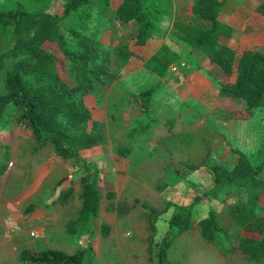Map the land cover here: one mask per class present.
<instances>
[{
    "label": "trees",
    "instance_id": "trees-1",
    "mask_svg": "<svg viewBox=\"0 0 264 264\" xmlns=\"http://www.w3.org/2000/svg\"><path fill=\"white\" fill-rule=\"evenodd\" d=\"M58 1L29 0L26 8L0 10V42L6 46L0 50V126L8 121L6 109L13 108L16 120L32 130L38 147L52 144L61 158H78L83 163L81 217L89 218L91 214L96 218L102 195L96 187L97 169L87 159L91 154L100 152L102 134L96 132L99 125L88 130L92 111L86 105L85 97L92 95L96 85L118 79L120 69L135 53L127 44L113 47L104 44L97 34L86 33L84 28L90 15L85 9H109L113 20L120 25L134 21L137 24L134 34L136 44L145 45L155 34H161L162 18L170 10V0H64L63 12L57 13L53 7ZM225 1L197 0L193 13L200 23L175 21L172 31L180 35L187 45L203 50L210 62L229 76L228 79L236 75V80L232 82H226L221 76L215 78L220 88V99L233 102L229 111L231 117L254 116L256 109L264 107V50H245L238 57L234 49L219 43L222 35L233 34V28L218 18L219 8ZM257 11L264 16V3L258 6ZM76 19L79 24L75 23ZM47 44H55L60 50L73 83L67 81L66 74L61 71L59 55ZM154 91L150 88L136 96L143 110L148 108L147 100ZM227 145L237 157L233 167L211 165L208 152L207 157L193 168L208 167L215 182V188L208 193L212 196L222 190L226 194L248 190L249 196L230 204L229 211L237 228L258 235L241 237L238 250L249 259H259L264 257V216L260 214L263 207L259 201L264 194V179L261 177L264 159L260 158L264 152V140L260 150L251 155L233 149L229 143ZM5 170L6 167H3L0 174ZM171 179L176 183L182 177L175 174ZM72 193L73 189L67 190L59 200L64 203ZM115 195L113 191L106 194L108 199H113ZM143 206L151 210V220L162 213L147 202H143ZM123 208L121 203L116 207L119 212ZM215 213L211 210L207 217L199 221L202 236L213 242L218 239L220 231ZM192 218L191 205L176 207L168 222L169 233L160 244V264H170L167 262L168 250L187 231ZM70 227L72 232V225ZM108 228V225L103 227L104 231H109ZM88 259L86 250L73 254L53 249L38 254L24 250L20 254L24 264H87Z\"/></svg>",
    "mask_w": 264,
    "mask_h": 264
},
{
    "label": "crops",
    "instance_id": "crops-1",
    "mask_svg": "<svg viewBox=\"0 0 264 264\" xmlns=\"http://www.w3.org/2000/svg\"><path fill=\"white\" fill-rule=\"evenodd\" d=\"M196 1L197 0H170V6H168L170 10H167L168 12L165 13V15L173 17L171 28H169L168 31L162 28L161 34H155L145 45H137L136 41L132 43V46L129 47L135 54L126 65V67H129V70L132 68L131 73H129L130 75L134 73L136 75V72L149 69L148 71L152 75L150 80L155 78L168 84H173V80H175V82L180 84V87L182 83L183 85L185 84V90L204 103L195 123L190 124L186 119V110L189 107L185 110H182V107H177L173 110L168 109L167 112L169 115L164 116L167 117L165 119V124L168 125V127L165 124L162 125L166 127V129L168 128V130L163 132L166 133V136L162 138L152 136V131L157 128V125L152 122L145 125L146 128L144 129H135V124L142 118L136 116L134 112L137 111L136 104L138 106L140 105V110L143 111V113L145 111L136 97L139 95L140 91L136 90L134 86L135 82H131L132 90L135 91V95L130 99L133 103H130V101H128L129 104L113 102V108H111L110 111H107V107L99 104L96 100L93 104L91 99H88V96L92 97V95H87L85 97V103L92 111V120H95L97 117L99 118L97 120L105 123L107 133L109 132L108 129L112 127H114L116 133H119L122 129L128 132L127 139L123 140L120 139V136H112L113 138L110 137L108 142L109 146L104 147L100 144L99 159L92 154L87 159L90 164L96 166L99 173L103 176L110 174L116 175V180L119 182L120 187L122 184L121 181L124 185L126 181V179L124 181L121 178V172L119 171L120 154L125 155L127 153L128 157L124 156L122 158L127 160H143L146 157L150 159L157 158L158 161H164L165 159L163 158L166 157L169 159L171 158L170 161L177 160L173 164L170 161L166 162L167 166L170 168L169 178L173 177L175 174H179L182 177V180L174 183V185H180V183L183 184L184 181H189L193 186H198L199 182L207 180L206 182L210 185L209 190L212 191L215 188V182L208 167L202 165L198 166L196 169L193 168L207 157L208 152L209 161L213 155H217L221 164L233 167L237 162V157L234 152L229 149L227 143H229L233 149L241 150L249 155L257 153V149H259L263 143L264 132L261 131L264 127V115L262 118L256 119L257 121L253 120L255 114L254 116H248L246 114L243 116L238 115V117L232 118L231 112L229 111L233 106V102L224 98L220 99V88L217 85L216 79L221 76L226 82H232L236 80L235 74L228 79L229 76L223 73L218 65L212 64L208 55L203 50L197 47H191L187 44L181 45L180 48H184L185 50L190 48L191 51L193 50V55L190 57L187 56L182 59L177 56H172V60L166 56L158 58L160 52L164 50L163 46L167 44V40L169 39L164 38L171 37L172 33H176L172 31L175 21L192 24L200 23L193 13V6ZM262 3H264V0H226L219 8V20L233 28V34L231 36L222 35L219 38V43L234 49L238 57H240L245 50H264V16L257 11L258 6ZM170 13L171 15H169ZM132 24L137 26L134 21L125 25ZM123 33H125V31H123ZM177 36L176 38H179L181 42L180 35ZM99 37L106 45L116 46L119 44V42L115 43L116 30L114 29H106ZM159 37H163V39ZM146 48L150 49V53L148 56H143L140 50L146 53ZM134 66L135 68L133 69ZM129 74L120 79H124ZM135 80L139 79H134L133 81ZM143 81L148 82L149 80ZM172 90L173 89L170 88V91ZM182 90V88L180 91L174 89L175 92H180V95ZM156 91L157 90L154 91L151 97H153ZM97 111L99 114L96 113ZM171 111H174L175 114H171ZM189 111L190 113H194L191 108H189ZM113 113L116 117L111 119V116L114 117L112 115ZM205 113H208V115L205 116ZM131 122L133 126L129 132L127 124H131ZM244 122L248 123L245 128H243ZM210 125H212L213 128H209L212 130L205 134L208 146L206 152L200 151L201 161L181 166V162L187 159L188 154L191 155L192 151L197 152L200 150L201 139H197L200 132L199 129L210 127ZM220 135L224 136V139ZM190 137H193V140L188 147V142H190L189 139H191ZM119 141L128 142V144L130 143L133 147H127V149L123 147L122 149V147L119 146ZM246 141L250 142L246 145ZM147 147L148 150L146 151L145 149H147ZM142 151H146V155L144 157H139L138 155L143 153ZM35 155L37 158H35L33 163L34 167L32 169L35 173V179L31 184L23 186L20 189L13 187V185L5 187L0 186V264H24L20 260L22 251L29 250L34 254H38L41 251L49 249L61 250L68 254H73L78 250L89 251V259L86 261L87 264H108L111 254L113 255L115 251L116 256L111 264H123L124 257L122 259L117 258L118 251L122 249V241L118 236L119 214L116 210L108 213L109 211L103 210L100 206L99 213L95 218V222L92 221V224L94 222L95 225L100 224L102 227L108 225V229L111 232L114 231L117 233L112 232V234L109 236L107 235L104 239L94 240L92 236L93 230L90 228V224H88L90 222L86 221L85 217H81L83 203L76 205L78 206L77 213L73 212L72 203L64 205L61 201L56 200L57 197L62 194L61 187L57 188L59 185L57 182L72 179L77 173L81 172L83 163L78 158H61L55 153L52 144L38 147L35 149ZM96 159L98 162L95 164L93 162ZM203 170L206 171L203 172ZM261 177L264 179V169L263 172H261ZM74 186H67L66 189L70 190L72 189L71 187ZM59 188L61 191H59ZM172 188L174 190L175 186ZM111 190L115 192L118 189L114 188ZM219 193V195H215V197H217L216 201L218 203L220 201V206H224V210L221 211V209H219V215L216 212L217 223H220L219 221L222 222L224 219L229 222L227 226L231 230V233H223L225 235L231 234V236L240 235L239 242L243 236H258L253 232L237 228L229 211V205L231 203L238 202L243 200L244 197L247 198L249 196L248 190L243 189L229 194H226L222 190ZM71 195H73V193ZM232 196L234 198L236 197L238 200H229ZM211 197L212 196H208L207 199L211 200ZM224 200L227 201V203L222 202ZM259 201L260 205L263 207L260 213L264 216V194L260 197ZM31 207H33V209L29 211ZM116 207V205H111L109 209H116ZM172 212H175V209ZM159 216L162 218L165 215L162 216V213L157 214V216L155 215V219ZM71 223L75 224L72 228V232L71 227L69 228ZM165 230L166 225L157 226L158 232ZM220 232L222 235L223 233L221 230ZM1 233L3 235H1ZM32 233L35 235H32ZM105 233L107 234V232ZM167 233H169V231ZM224 241L228 242L226 239ZM92 251L96 253L94 262H92ZM120 251L119 254L124 256V250ZM242 255L244 256V254ZM263 258L264 257L250 259V261L256 262L257 260H264Z\"/></svg>",
    "mask_w": 264,
    "mask_h": 264
},
{
    "label": "rangeland",
    "instance_id": "rangeland-1",
    "mask_svg": "<svg viewBox=\"0 0 264 264\" xmlns=\"http://www.w3.org/2000/svg\"><path fill=\"white\" fill-rule=\"evenodd\" d=\"M63 3L64 0H59L53 7V11L62 13ZM28 6L29 0H0V10L10 7L26 8ZM85 10L90 15L89 18H87L88 25L86 28H84V31L86 33L97 34L98 36H101L106 29H114L116 30L115 43L119 42V44H117L116 46L122 44L132 46V43H135L136 40L133 36L137 27L135 24L120 25L118 22L113 20V16L109 9L100 10L97 7H87ZM172 19L173 17L170 16L163 17L161 22L162 28L168 31L172 26ZM75 23L79 24L77 19L75 20ZM123 31H125V33H123ZM176 37H178L177 34L172 33L171 37L164 38L169 39L167 40V44H165L166 46H163L164 50L163 52H160L158 58L166 56L172 60V56H177L178 58L183 59L187 56L190 57L193 55L194 51H191L190 48H188V50L180 48L181 45L183 46L186 43L184 41L180 42L179 38ZM159 38L163 39V37ZM48 45H51V48H54L53 51H55L56 54L59 55V65L64 75L66 74L65 78L70 83H73L71 75L69 74V69L67 68L66 60L62 56L60 50L56 48V46H54L55 44H47V47H49ZM4 48H6L5 44L0 42V50H3ZM146 50V53H143V51L140 50L143 56L149 55L150 49L146 48ZM125 67H122L120 69L118 79L111 82H106L104 85H96V87L92 91V97L88 96V99H91V102L93 104L96 100L99 104L107 107V111H110V109L113 108V102L129 104L128 101H130L131 97L135 95V91L132 90L133 88L131 87V82H135L134 86L137 91L141 92L145 89L150 88L157 90L153 97H151L152 99L150 98L147 100L148 106H150L149 108L145 109L144 113L140 110V105L138 106L136 104L137 111L134 112L136 116L142 117L135 124L137 128L145 126L148 123L152 122L153 124L157 125V128L152 131L151 135L156 138H162L166 136V133L163 132H165V130H168V128L166 129V127L162 126L165 124V119L167 118L164 116L169 115L167 112L168 109L173 110L177 107H182V110H185L187 107L191 108L194 113H190L189 108H187L186 119L190 124L196 122V118L199 117V111L204 106V103L194 95H190L185 90V84L183 85L182 83V86L180 87V84L175 82V80H173V84L164 83L163 81H159L155 78H152L153 80H150L152 75L151 73H149V69H145L142 72H136V75L135 73L130 75L129 73H131L132 68L129 70V67ZM134 68L135 66L133 67V69ZM127 74L129 75L124 79H120ZM134 79L139 80L133 81ZM143 80L149 81L145 82ZM1 83L2 81L0 75V85ZM170 88H172L173 90L170 91ZM181 88L183 89L181 95L180 92L174 91V89L180 91ZM130 103L133 102L130 101ZM98 111L96 112L97 114H99ZM5 113L6 116H8V121L3 122L0 126V170L3 167H6V170L3 174H0V186L5 187L8 185H13V187H17V189H20L23 186L31 184L35 179V173L32 171V169L34 167L33 163L35 161V158H37V156L35 155V149L38 148V145L32 134V130L24 123L18 122L16 120V110H14L13 108H7ZM170 113L175 114L174 111H171ZM112 115L114 117L111 116V119H114L116 116L114 113ZM206 115H208V113H205V116ZM263 115L264 107L256 109L255 117L253 118V120L257 121L256 119L262 118ZM97 119L99 118L96 117L95 120H91L88 123V130H92L93 126L99 125V131L96 132L102 134V140L100 141V144H102L104 147L109 146L108 142L110 137L113 138L112 136H120V139L123 140L127 139L128 132H125L124 129H119V133H116L114 127L108 124L113 129H108L109 132L107 133L105 123L100 122ZM127 125V127H129L127 129L130 132L133 123L131 122V124L128 123ZM247 125L248 123L244 122L243 128L247 127ZM166 126L168 127V125ZM209 128H213V126L210 125V127L199 129L200 132L197 139H201L200 150H198L197 152L192 151L191 155L188 154L187 159L181 162V166L201 161L200 151L206 152L208 146L205 134H207L208 131L212 130ZM261 132H263V130ZM190 138L191 139H189L190 142H188V147L191 145V141L193 140V137ZM249 142L250 141H246V145ZM119 146L122 147V149L123 147H125V149H127V147H133L130 143L128 144V142L122 141H119ZM145 150L147 151L148 147ZM257 150H260V148ZM146 151H142L143 153L140 154L138 153V156L144 157L146 155ZM7 155H9V157H7ZM92 155L98 157L97 159L100 158L99 153H93ZM124 156L128 157L127 153L125 155H119L120 163L118 166L119 171L121 172V178L124 181L126 179L125 185L121 181L123 185L121 184L120 187L119 182H117L116 180V175L110 174L103 176L101 173H99V170H97L98 179L96 182V187L102 195V209L109 211L108 213L116 210L119 214L118 236L122 241V249L120 250H124V256L119 254L121 252L119 250L117 258L122 259L124 257L123 264H160L158 256L160 244L164 236L168 234V222L173 216L172 214L174 213L172 211H174V209H176V207L179 205L188 206L190 204L193 210L192 223L187 231L175 241L172 248L168 251L167 262H169L170 264H264V260L251 262L248 256H243L241 254V252L238 250L240 235H225L224 233H231V230L227 226L229 222L225 221L224 219L222 222L219 221L220 223H218L219 229L222 231V233H224L221 235V232L219 231V237L218 239H216V242L209 241L202 236L199 221L202 218L207 217L210 214L211 210L217 212L218 215L220 212L219 209H221V211L224 210V206H220V201L219 203L216 201L217 197L208 194V192L210 191V185L206 182L207 180H204V182H199L198 186H193L189 181H184L183 184L180 183V185H174V182L168 176L170 173V168L166 163L170 161L171 158H163L165 159L164 161H158L157 158L150 159L147 157L143 160H127L122 159ZM263 156L264 152L263 154H261L260 158L262 159ZM97 159L93 163L96 164V162H98ZM176 161L177 160H172L170 162L173 164ZM210 164H221L219 157L217 155H213L211 157ZM205 171L206 170H203V172ZM81 175L82 170L80 173H77L72 179L57 182V184H59L57 188L61 187L62 194L67 190V186L75 185L74 187H71L74 190L73 195L68 197L66 201L62 203L64 205H69L72 203V207L74 209L73 212H77L78 206L76 205H80V203L83 202V198L81 197L82 189L80 187V180L82 177ZM173 186H175L174 190L172 188ZM114 188L118 189L117 191H115V197L113 199H108L106 196L107 192L112 191L111 189ZM61 189L59 188V191H61ZM197 189L206 190L202 194V201L199 202L195 200L196 197L200 195L197 193ZM219 194L220 193L216 194V196ZM60 195L56 200H62V197ZM208 196H212L211 200L207 199ZM136 199H138L137 203L135 202ZM244 199L246 198L244 197ZM229 200L237 201L238 199L232 196L229 198ZM143 202H147L154 208L162 211V216H165L162 218L161 216H159L157 219L153 217L151 220L149 217L151 210L149 208H145L143 206ZM222 202L227 203V201L225 200ZM120 203L124 204V208L120 212L115 208L109 209V206H117V204ZM85 220L90 222L88 224H90V228H92L93 230L92 236L94 240L104 239V237H106L107 235L109 236L110 234H112V232L117 233L114 231L111 232L110 230L103 231L104 229L102 225L94 224L95 218H93L91 214L89 218L87 217L85 218ZM92 221H94L93 224ZM71 225L72 227H74L75 224L71 223ZM158 225H166V230L158 232ZM105 232H107V234H105ZM1 235L3 234L1 233ZM225 239L228 242L224 241ZM95 255L96 253L92 251V262H94L95 260ZM87 256L89 257V251H87ZM115 256L116 255L114 251L113 255L111 254L108 264L113 263L112 260H114ZM165 263L166 262L162 264Z\"/></svg>",
    "mask_w": 264,
    "mask_h": 264
},
{
    "label": "water",
    "instance_id": "water-1",
    "mask_svg": "<svg viewBox=\"0 0 264 264\" xmlns=\"http://www.w3.org/2000/svg\"><path fill=\"white\" fill-rule=\"evenodd\" d=\"M197 193L200 194V195H198V196L196 197L195 200H196L197 202L202 201V199H203L202 194L204 193V190H202V189H197Z\"/></svg>",
    "mask_w": 264,
    "mask_h": 264
},
{
    "label": "built area",
    "instance_id": "built-area-1",
    "mask_svg": "<svg viewBox=\"0 0 264 264\" xmlns=\"http://www.w3.org/2000/svg\"><path fill=\"white\" fill-rule=\"evenodd\" d=\"M32 235H35L34 233H32Z\"/></svg>",
    "mask_w": 264,
    "mask_h": 264
}]
</instances>
